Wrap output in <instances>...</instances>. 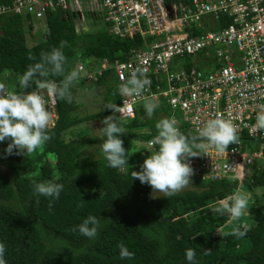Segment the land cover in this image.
Returning <instances> with one entry per match:
<instances>
[{
	"label": "trees",
	"instance_id": "trees-1",
	"mask_svg": "<svg viewBox=\"0 0 264 264\" xmlns=\"http://www.w3.org/2000/svg\"><path fill=\"white\" fill-rule=\"evenodd\" d=\"M13 2L0 0V4L9 6ZM77 17L71 11L51 12L39 21L42 25L29 38L25 26L30 20L28 15L1 14L0 83L5 79L10 89L18 86V77L26 67L61 42L67 57L66 71L77 68L79 61L89 68L104 58L125 60L133 49L143 45L138 35L116 36L107 27L78 28ZM50 78L59 82L63 76ZM82 82L87 80L79 78L72 85L71 102L56 98L57 120L48 129L50 139L43 146L31 154L22 155L16 149L15 154H5L9 141L0 142V241L6 245L7 264H189L184 255L189 246L197 250L196 264H264L261 207L249 208L248 227L237 226L243 235L235 234L234 227L224 224L225 214L216 211L207 220L184 216L190 206L195 208L194 204L200 201L226 198L240 187L264 188V165L249 166L241 181L192 178L193 188L152 199L151 186L131 177V172L140 169L145 156L157 145L146 148L136 146L135 141L146 143L153 139L157 131L155 122L171 115L170 106L161 99L149 117L142 102L136 106L134 118L124 120L115 116L124 130L119 135L129 158L127 165L112 168L100 149L97 156L86 152L88 145H101L102 133L100 137H84V132L76 134L71 129L88 119L104 118L114 111L113 103L118 108L123 96L119 87H112V82L118 86L120 83L110 71L89 81L95 86H107L106 107L78 117L74 113L80 104L75 102L74 95L77 84ZM179 128L194 135L184 125ZM50 179L63 184L60 196L54 200L33 191V181ZM89 214L96 215L101 222L94 238L73 231ZM177 214L180 217L175 218ZM120 242L134 253L131 258L119 257Z\"/></svg>",
	"mask_w": 264,
	"mask_h": 264
},
{
	"label": "built area",
	"instance_id": "built-area-1",
	"mask_svg": "<svg viewBox=\"0 0 264 264\" xmlns=\"http://www.w3.org/2000/svg\"><path fill=\"white\" fill-rule=\"evenodd\" d=\"M57 10L76 14L78 28L87 30L90 25L83 21L91 18L113 35L142 39L144 46L133 49L125 60L104 58L89 68L79 61L80 78L92 81L110 71L122 83L132 70L143 68L151 80L143 96L157 103L165 100L173 111L170 116L179 112L183 122L177 121L178 127L184 125L195 134L215 113L237 126L239 140L224 153L202 140L197 142L203 147L194 150L201 154L187 157L193 168L190 179L241 181L255 159H264V130L255 128L257 113L264 111V0H14L10 6L0 4V15H28L37 21ZM42 91L51 114L50 129L57 120V100ZM142 102L143 98L124 95L113 115L133 118ZM149 141L135 143L151 148L154 144ZM250 145H256L257 151L247 152Z\"/></svg>",
	"mask_w": 264,
	"mask_h": 264
},
{
	"label": "clouds",
	"instance_id": "clouds-1",
	"mask_svg": "<svg viewBox=\"0 0 264 264\" xmlns=\"http://www.w3.org/2000/svg\"><path fill=\"white\" fill-rule=\"evenodd\" d=\"M66 61L67 57L61 42L60 46L42 52L39 61L26 67L18 77V86L4 90V84L0 83V142L9 141L4 149L5 154H15L14 149L22 155L31 154L50 139L48 128L51 114L46 107L48 102L42 90H46L52 97L71 102V87L79 80L82 66L80 69L73 68L66 71ZM146 71L143 68L132 70L128 78L118 87L120 93L127 97L143 98L146 114L150 117L158 107V103L153 98L143 96L146 86L151 83ZM56 75H62L63 79L57 82L50 78ZM25 88L31 90L23 91ZM113 108L119 111L114 103ZM155 128L156 135L149 143L157 147L145 156L138 171L132 170L131 177L150 185L153 192H162L169 196L191 183L193 168L187 157L201 154L194 150L203 147V144H198L197 141L202 140L207 145L213 146L217 152L224 153L230 143L239 140L237 126L220 113H215L207 119L194 135L182 132L174 116L160 118L155 122ZM255 128L264 130V111L257 113ZM123 132L113 112L103 118L104 139L100 150L109 167L120 168L128 164L127 149L123 146V140L119 135ZM62 189L63 184L55 179L33 181L34 193L53 200L60 196ZM248 203V193L238 189L226 197L215 211L221 215L227 214L233 220H239L247 211ZM100 223L96 215L89 214L75 225L73 231L94 238ZM233 232L237 235L244 234L239 227H234ZM117 247L121 259L131 258L134 255L123 242ZM5 250V243L0 241V264H7ZM184 255L189 264H196L197 250L194 247H187Z\"/></svg>",
	"mask_w": 264,
	"mask_h": 264
},
{
	"label": "rangeland",
	"instance_id": "rangeland-1",
	"mask_svg": "<svg viewBox=\"0 0 264 264\" xmlns=\"http://www.w3.org/2000/svg\"><path fill=\"white\" fill-rule=\"evenodd\" d=\"M83 22L90 25L91 29H102L103 28V24L102 22H99V20H97V22L96 21L94 22V20H91L90 18V21L85 19ZM203 23L206 24V22H203ZM40 24L41 23L39 21L31 19V18L29 21L25 22V26L27 27L26 34L28 35L29 38H31L35 34ZM212 24L217 25L218 22H215L214 20H212ZM96 26L98 27L96 28ZM207 29H210V27H207ZM2 80H3L2 82L3 84H6L8 82L5 79H2ZM112 87L114 89H117L118 84L116 82H112ZM106 89H107V86H95L94 83H90L89 81L84 82V83L82 82L81 85L77 84L76 92L74 95V100L76 103L80 104V107L75 111L74 114L78 117H86L88 115L102 111L106 107V103L104 101ZM121 95L124 96L122 93ZM171 114H173L172 110H171ZM174 115L177 118L178 122L179 121L183 122V118L179 112L174 113ZM102 127H103V117L102 118L96 117V118L88 119L78 124L77 126L71 129V132L76 133V134H79L80 132H84L83 133L84 137H100L102 133ZM135 145L138 146L136 143ZM98 149H100V144L96 143L93 145H88L86 148V152L94 156H97ZM257 149L258 147L256 145H250L249 147L246 148V151L251 153V152L257 151ZM253 165L255 167L263 166L264 160L255 159ZM1 169L2 168L0 166V171ZM189 188H193V185L191 183L179 191L189 189ZM239 189H242L243 191L248 193V197H249L248 209L245 212V214L239 219L241 221L233 220L229 215L225 214L226 220L224 224H226L227 226H232V227H237L238 225L239 226L241 225V227L246 228L251 223L249 208L257 206V207H261L262 209H264V194H263L264 188L258 187V188H255L254 190H248L246 188L244 189L243 187H240ZM163 195H165V193L153 192V190L151 189L149 197L152 199H155ZM224 200L225 198L218 197V198L213 199L212 201H204V202L200 201L199 203L194 204L195 208H192L193 206H190L189 212L185 213L184 216L186 218H191V216H196V217L200 216L199 217L200 220L202 219L207 220V218L211 215V213L215 211V209L219 207L222 201ZM180 215L183 216L182 214ZM177 217H180L179 214L175 216V218ZM218 223L219 222H217V224Z\"/></svg>",
	"mask_w": 264,
	"mask_h": 264
},
{
	"label": "bare ground",
	"instance_id": "bare-ground-1",
	"mask_svg": "<svg viewBox=\"0 0 264 264\" xmlns=\"http://www.w3.org/2000/svg\"><path fill=\"white\" fill-rule=\"evenodd\" d=\"M139 110V109H138Z\"/></svg>",
	"mask_w": 264,
	"mask_h": 264
}]
</instances>
